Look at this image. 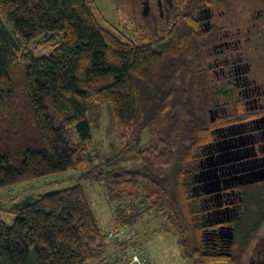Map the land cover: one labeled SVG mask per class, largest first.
I'll list each match as a JSON object with an SVG mask.
<instances>
[{"label":"trees","instance_id":"16d2710c","mask_svg":"<svg viewBox=\"0 0 264 264\" xmlns=\"http://www.w3.org/2000/svg\"><path fill=\"white\" fill-rule=\"evenodd\" d=\"M198 6L184 4L173 35L131 43L99 23L94 0H0V188L81 171L82 182L105 187L117 227L134 230L156 210L192 264H243L264 225V197L248 199L232 256L220 255L205 243L185 183L208 139L196 63L215 39L196 27ZM94 107L111 111L122 145L106 159L86 143ZM9 213L12 225L0 220V264H31L32 254L33 264H128L119 242L123 260L107 261L108 228L82 184L31 197Z\"/></svg>","mask_w":264,"mask_h":264},{"label":"flooded vegetation","instance_id":"af4514ba","mask_svg":"<svg viewBox=\"0 0 264 264\" xmlns=\"http://www.w3.org/2000/svg\"><path fill=\"white\" fill-rule=\"evenodd\" d=\"M197 2L196 27L215 43L196 63L197 96L204 106L208 139L185 173L196 200L204 240L212 252L232 256L236 225L253 195L264 197V44L252 43L264 0H121L144 26L136 30L173 35L187 2ZM259 34L264 32V23ZM264 35V34H263ZM254 47V48H253ZM234 231V242L226 237ZM243 264H264V236L256 237Z\"/></svg>","mask_w":264,"mask_h":264},{"label":"rangeland","instance_id":"374dc122","mask_svg":"<svg viewBox=\"0 0 264 264\" xmlns=\"http://www.w3.org/2000/svg\"><path fill=\"white\" fill-rule=\"evenodd\" d=\"M96 5V18L99 23L108 31L122 38L126 42L139 43L146 36H153L154 30L145 32L143 30H136L137 26H144L145 22L141 18H134L130 14V6L127 3H121V0H94ZM256 28L252 31V43L264 44V32L259 34L263 26L264 20L261 24L256 22ZM160 35H163L162 33ZM254 48V47H253ZM40 50L36 49L38 54ZM41 52V51H40ZM44 55L50 54V49L43 51ZM146 101L147 97H145ZM91 121L92 136L86 141L90 151L96 156L98 153L101 159H106L113 152H118L122 149L121 142L118 139L117 130L113 121L111 111L94 107L89 113ZM77 141H80L77 139ZM93 157L94 163L97 159ZM167 168H162L161 173L166 172ZM81 171H68L53 176L39 178L33 181L24 182L8 188H0V220L12 225L15 216L9 211L16 205L22 203L31 197L46 195L58 191H63L73 188L79 184L85 187L87 198L90 202L95 215L102 225L106 227L105 222L111 219L114 215L116 205H111L108 201L107 192L103 185L91 182H82ZM132 206L141 207V209H148V204L141 206L139 202H135ZM111 221V226L108 232L116 225ZM137 230H132L134 233V242H138L147 257L143 243L148 255L155 264H192L189 259L181 256L180 250L177 246L176 239L166 223L163 216L154 210H147L140 218L136 225ZM140 236V238H139ZM264 236V225L260 229L257 237ZM128 246V245H127ZM116 246H112L111 249ZM128 250V247H127ZM116 254H118L116 256ZM129 255L126 253L125 257ZM107 261L114 262L117 259L123 260L122 251H108L106 254ZM34 255L31 256V264H33Z\"/></svg>","mask_w":264,"mask_h":264},{"label":"built area","instance_id":"2783aa9c","mask_svg":"<svg viewBox=\"0 0 264 264\" xmlns=\"http://www.w3.org/2000/svg\"><path fill=\"white\" fill-rule=\"evenodd\" d=\"M134 233L128 227H113L107 235L108 243H122L128 245L127 254L128 264H151L148 257L145 256L141 245L138 242H134Z\"/></svg>","mask_w":264,"mask_h":264},{"label":"crops","instance_id":"0c3cea01","mask_svg":"<svg viewBox=\"0 0 264 264\" xmlns=\"http://www.w3.org/2000/svg\"><path fill=\"white\" fill-rule=\"evenodd\" d=\"M154 211H156V210H154ZM113 218H114V215L113 216H111V219H109V220H107L106 222H105V224H106V227L107 228H109V225L111 224V221L113 222ZM139 221V220H138ZM138 221H137V223H138ZM137 223L135 224V226H134V229L136 230V231H138L137 230V228H136V225H137ZM112 225V224H111ZM110 225V226H111ZM105 227V228H106ZM170 230H171V232L173 233V231H172V229L170 228ZM138 233L140 234V232L138 231ZM174 235V234H173ZM140 236H141V234H140ZM140 236H139V238H140ZM176 239V238H175ZM106 245H107V253H108V251H122L119 247H113L112 249H111V247L112 246H115V244L114 243H108V242H106ZM143 247H144V250H145V253H146V255H147V257H148V259L150 260V262H152L153 264H155L153 261H152V259H151V257L148 255V253H147V251H146V247H145V242L143 243ZM118 254H116V256H117ZM106 259H107V256H106Z\"/></svg>","mask_w":264,"mask_h":264},{"label":"water","instance_id":"95a60500","mask_svg":"<svg viewBox=\"0 0 264 264\" xmlns=\"http://www.w3.org/2000/svg\"><path fill=\"white\" fill-rule=\"evenodd\" d=\"M229 229V232H228V235L226 236L227 238H228V242H229V244H233V242H234V231H233V228L232 227H230V228H228Z\"/></svg>","mask_w":264,"mask_h":264}]
</instances>
